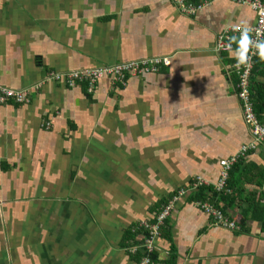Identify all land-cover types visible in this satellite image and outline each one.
<instances>
[{
  "label": "crops",
  "instance_id": "0c3cea01",
  "mask_svg": "<svg viewBox=\"0 0 264 264\" xmlns=\"http://www.w3.org/2000/svg\"><path fill=\"white\" fill-rule=\"evenodd\" d=\"M246 1L184 14L172 0H0V87L39 88L29 105L0 106V264H145L128 250L132 228L194 179L214 186L220 162L252 142L233 66L247 46L234 37L233 49L215 48L228 27L255 23ZM155 56L169 66L126 86L103 79L92 95L49 81ZM261 59L251 79L264 86ZM231 174L224 214L242 227L215 224L188 193L154 261L264 264V146Z\"/></svg>",
  "mask_w": 264,
  "mask_h": 264
},
{
  "label": "built area",
  "instance_id": "2783aa9c",
  "mask_svg": "<svg viewBox=\"0 0 264 264\" xmlns=\"http://www.w3.org/2000/svg\"><path fill=\"white\" fill-rule=\"evenodd\" d=\"M172 1L179 9L185 7V0ZM246 3H249L257 11L255 23L250 26L233 25L228 27L217 36L215 48L220 51H228L233 49L234 37L241 40L245 32L249 37L247 50L237 61L233 63V66L238 79L236 85V96L241 102L243 120L250 130L252 142L241 146L235 155L221 161V179L218 184L219 189L226 188L228 173L236 161L244 158L248 152H253L264 146V124H261L258 121L253 110V103L250 96V82L254 59L260 51L257 45L261 44L262 39L264 38V2H262V0H248ZM197 8L199 9V7ZM194 11V8L189 9V13H194ZM161 63L165 66H169L170 59L168 57H150L124 61L121 63L103 65L93 70L53 74L49 80L58 84L64 83L69 87H76L80 84H85L88 92L92 93L95 91L97 82L104 78H110L113 82L124 83L125 75L139 76L145 73H155ZM35 91H37V88L17 92L0 87V105H6L10 102L28 104L32 98L31 94ZM208 184V182L202 179H197V183L194 185V188L196 189L199 185ZM191 191L192 190L186 189L179 190L177 194L172 197V199H170V201L161 209V212L156 214V221L153 224L148 222L140 223L138 228L143 229L146 232L144 244L143 246L137 244L131 245L129 247V251L135 252L138 248H141L144 249L145 252H154L160 227L163 225L164 220L169 217L175 202L183 199V197ZM196 205L200 206L202 209H206L207 213L214 217L215 224L221 225L222 227L230 230L238 229L237 222L226 218L220 210L203 202H197ZM143 260L145 264H160L146 255Z\"/></svg>",
  "mask_w": 264,
  "mask_h": 264
},
{
  "label": "trees",
  "instance_id": "16d2710c",
  "mask_svg": "<svg viewBox=\"0 0 264 264\" xmlns=\"http://www.w3.org/2000/svg\"><path fill=\"white\" fill-rule=\"evenodd\" d=\"M204 1H207V0H185V3H186V5H189V4H194V5H197L196 7H199V9L201 8L200 6L202 5V3L204 2ZM173 2V1H172ZM176 5V4H175ZM178 8V7H177ZM198 9V10H199ZM264 39V38H263ZM263 39H262V42H263ZM262 42H261V44H262ZM155 57H164V56H155ZM144 58H150V57H144ZM262 58V56L260 55V51H259V53H258V55L255 57V59H254V65H253V70H252V73H253V77H254V75H255V69H256V65H257V62H258V60L259 59H261ZM142 59V58H141ZM138 60V59H137ZM263 62H262V64H264V58L263 59H261ZM130 61V60H129ZM124 62V61H123ZM118 63H121V62H118ZM115 64V63H114ZM106 65H110V64H106ZM99 67H101V66H99ZM164 67H166L164 64H162L161 63V65H159V67H158V70L155 72V73H145V74H156V73H158V72H160L161 70H163L164 69ZM96 69H97V67H96ZM89 70H93V69H89ZM84 71H86V70H84ZM75 72H77V71H75ZM66 73H69V72H66ZM57 74H63V73H57ZM131 75H125V77H124V79H125V82L123 83V82H113L110 78H104V79H108V80H110L111 82H112V84L113 85H115V86H126V80L130 77ZM252 76V75H251ZM103 80V79H102ZM102 80H100V81H98L97 82V84H96V88H95V91H96V89H97V86H98V84H99V82H101ZM50 81V80H49ZM50 82H52V81H50ZM52 83H54V82H52ZM55 84H58V83H55ZM60 84H63L65 87H68V88H76V87H82L89 95H92V94H94V92H92V93H89L88 92V90H87V87H86V85L85 84H80V85H78V86H76V87H69V86H67V85H65L64 83H60ZM32 89H36V88H32ZM31 90V89H30ZM38 90H39V88H37V91H35V92H33V93H37L38 92ZM17 92H19V91H17ZM260 92H262V94H264V86L263 85H258V83H256V82H254L253 81V79H251V82H250V96H251V100L253 99V100H255V98L257 99V101L255 100V102H253V110H254V112H255V115L257 116V118H258V120H259V122L261 123V124H264V121H262L261 119H260V113L259 112H261V111H263L264 110V106L261 108V110H260V105L258 104L259 102H258V93H260ZM32 93V94H33ZM31 94V95H32ZM253 97V98H252ZM252 100V101H253ZM31 101H32V98H31ZM31 101L28 103V104H18V103H15V102H10V103H8V104H6V105H10V104H16V105H29L30 103H31ZM1 107L2 106H5V105H0ZM244 121V120H243ZM250 152H248L247 154H249ZM246 154V155H247ZM230 158V157H229ZM226 159H228V158H226ZM241 160V159H240ZM240 160H238L237 161V163L234 165V166H232L231 167V170L229 171V173H228V181H227V186H226V188H222V189H219L218 188V184H219V181H220V179H221V176H220V178H219V181H218V183H216L214 186H212L211 184H208V185H199V187H197L196 189L194 188V185H196V183H197V179H202V178H196V179H194L192 182H191V184L187 187V188H185L186 190H192L191 192H189V194H191L192 193V195L190 196L191 197V202H193L195 205H196V203L198 202H203V203H207L206 202V199H209V200H211V201H215V200H218L219 202H222L223 204H224V208L225 209H223V211L221 210V209H219L218 208V210H220L223 214L225 213V214H227L226 212H227V210H229V206H230V203H233V199H232V195H231V185H230V178H231V176H232V174H231V171L233 170V168L239 163V161ZM223 161V160H222ZM221 163V162H220ZM220 167H221V165H220ZM220 175H221V173H220ZM202 180H204V179H202ZM204 181H206V180H204ZM207 182V181H206ZM180 190H183V189H180ZM228 191H230V192H228ZM232 193H233V191H232ZM176 194H177V192H176ZM175 194V195H176ZM174 195V196H175ZM173 196V197H174ZM170 199H172V197L170 198ZM170 199L168 200V201H166V202H163L162 204H160V206H158L159 208L156 210V213H155V215H154V219H153V221H149L148 223H154L156 220H155V216H156V214L157 213H160L161 212V209L170 201ZM179 201V200H178ZM177 201V202H178ZM177 202H175V203H177ZM175 205V204H174ZM198 206V205H197ZM209 206H211V207H213V208H215V209H217L216 207H214L213 205H209ZM198 207H200V206H198ZM201 208V207H200ZM173 209V208H172ZM202 209V208H201ZM203 211H205L206 213H207V211H206V209H202ZM208 214V213H207ZM224 214V216L226 217V218H228L229 220H231L227 215H225ZM212 218H213V220H214V217L211 215V214H209ZM170 216V215H169ZM168 218V217H167ZM167 218L164 220V222L167 220ZM214 222H215V220H214ZM138 226H139V224L137 225V226H134L133 228H132V235H131V237H130V239L131 238H133V239H131V240H134V243L135 244H137V245H142L143 246V244H144V242H142V244H138V241H137V243H136V238H137V236L138 235H140V233L142 234V235H144V237H145V235H146V232L143 230V229H139L138 228ZM163 226V225H162ZM162 226L160 227V231H161V228H162ZM221 226V225H220ZM242 226H241V224L238 226V228H241ZM224 228V227H223ZM160 236V232H159V235H158V237ZM157 237V238H158ZM144 241H145V239H144ZM157 241V240H156ZM132 245V244H131ZM130 245V246H131ZM156 245V244H155ZM129 246V247H130ZM128 250H129V248H128ZM155 251H156V246H155V250H154V252H145L144 251V249H141V248H138L137 249V251H135V254L134 255H137V256H139V257H141V256H147V257H149V258H151V259H156V258H158V256H156L155 255ZM131 252V251H130ZM156 257V258H155ZM162 264V263H161Z\"/></svg>",
  "mask_w": 264,
  "mask_h": 264
},
{
  "label": "clouds",
  "instance_id": "9594fccd",
  "mask_svg": "<svg viewBox=\"0 0 264 264\" xmlns=\"http://www.w3.org/2000/svg\"><path fill=\"white\" fill-rule=\"evenodd\" d=\"M248 43H249V37H248L247 33L245 32V34L243 35V37L241 39L242 48H246ZM257 47L260 49L261 56L264 57V44H258Z\"/></svg>",
  "mask_w": 264,
  "mask_h": 264
},
{
  "label": "rangeland",
  "instance_id": "374dc122",
  "mask_svg": "<svg viewBox=\"0 0 264 264\" xmlns=\"http://www.w3.org/2000/svg\"><path fill=\"white\" fill-rule=\"evenodd\" d=\"M184 6H185V7H183V8L180 9V12H181V13H184V14H190V13H189L188 6H187L186 4H185ZM139 76H140V75H139Z\"/></svg>",
  "mask_w": 264,
  "mask_h": 264
}]
</instances>
